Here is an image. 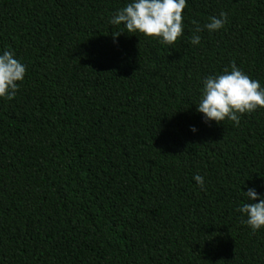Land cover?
I'll list each match as a JSON object with an SVG mask.
<instances>
[{
	"label": "trees",
	"instance_id": "16d2710c",
	"mask_svg": "<svg viewBox=\"0 0 264 264\" xmlns=\"http://www.w3.org/2000/svg\"><path fill=\"white\" fill-rule=\"evenodd\" d=\"M130 2L0 0V55L26 67L0 98V264H264L237 211L264 197V109L197 111L233 62L264 88V0H186L172 45L109 23Z\"/></svg>",
	"mask_w": 264,
	"mask_h": 264
},
{
	"label": "clouds",
	"instance_id": "9594fccd",
	"mask_svg": "<svg viewBox=\"0 0 264 264\" xmlns=\"http://www.w3.org/2000/svg\"><path fill=\"white\" fill-rule=\"evenodd\" d=\"M186 7V0H131L126 6L118 10L109 23L114 26L123 25L128 34H142L146 38L158 39L160 43L172 45L182 35V13ZM195 26L191 37V44L198 45L200 32L209 33L221 30L227 23V13L221 12L218 17H211L210 22L201 26L192 21ZM122 31L112 32L116 37L124 34ZM26 67L15 53L4 51L0 55V98L14 99L19 91V82L24 80ZM264 109V88L257 80L250 78L233 62L231 70H224L222 75L209 76L203 80L202 95L197 111L203 114L204 122L214 121L217 125L226 119L240 124L243 114H250ZM191 131L196 132L193 127ZM198 186L204 189V178L194 177ZM245 194L247 202L237 209L246 219V224L253 234L264 228V197L256 190L249 188ZM259 201L253 203L251 201Z\"/></svg>",
	"mask_w": 264,
	"mask_h": 264
}]
</instances>
